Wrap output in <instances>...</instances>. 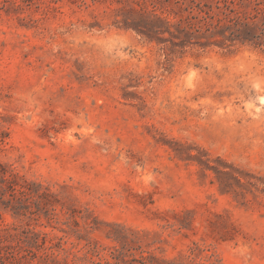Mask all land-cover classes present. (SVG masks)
I'll return each mask as SVG.
<instances>
[{"label":"rangeland","instance_id":"374dc122","mask_svg":"<svg viewBox=\"0 0 264 264\" xmlns=\"http://www.w3.org/2000/svg\"><path fill=\"white\" fill-rule=\"evenodd\" d=\"M224 4L184 36L175 0H0L11 262L264 264V0Z\"/></svg>","mask_w":264,"mask_h":264},{"label":"trees","instance_id":"16d2710c","mask_svg":"<svg viewBox=\"0 0 264 264\" xmlns=\"http://www.w3.org/2000/svg\"><path fill=\"white\" fill-rule=\"evenodd\" d=\"M235 1V0H233ZM216 9L218 16H223L217 18V22L214 24L212 19L210 5L202 4L200 1L196 2L195 0H190V4L186 5V0H175L179 10L187 12L184 18H181L179 22V27H182L180 33H183L184 36L188 34H195L203 32L204 34L211 32L212 30L236 28L240 24H244L241 21L239 12L234 8L230 7L227 4H224V7L221 8L219 4L221 0H215ZM233 3V2H232ZM224 20V23L222 21ZM146 29H136L139 34L145 36L147 39L151 40V30L153 32H158V30L147 28ZM0 194L1 196L6 195L8 198L2 200L4 208L11 210L14 214H20L19 204L27 199L28 192L25 184L20 182V178L17 174L8 170L6 166L0 164ZM2 197H0L1 199ZM8 229H0V264H15V262H20L21 259H26L27 257H34V253L31 250H27L24 255L19 258L13 257L11 262L9 258L4 254L6 248L4 246V241L7 239ZM49 256L45 255L42 257L44 262H47Z\"/></svg>","mask_w":264,"mask_h":264},{"label":"bare ground","instance_id":"6f19581e","mask_svg":"<svg viewBox=\"0 0 264 264\" xmlns=\"http://www.w3.org/2000/svg\"><path fill=\"white\" fill-rule=\"evenodd\" d=\"M263 100V99H262Z\"/></svg>","mask_w":264,"mask_h":264}]
</instances>
